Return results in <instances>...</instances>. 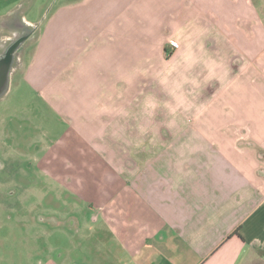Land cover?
I'll return each instance as SVG.
<instances>
[{
    "label": "rangeland",
    "instance_id": "obj_1",
    "mask_svg": "<svg viewBox=\"0 0 264 264\" xmlns=\"http://www.w3.org/2000/svg\"><path fill=\"white\" fill-rule=\"evenodd\" d=\"M130 2L0 0V51L14 34H24L16 39L24 37L16 48L7 91L0 95V264L76 262L80 240L91 250L94 235L108 232L106 225L94 219L113 173L107 152L123 166L141 162L145 157L141 153L206 150L203 140L191 143L189 139L204 135L207 121L230 115L219 108L224 106L220 93L225 91V79L264 76V48L252 47V41L264 42V0H223L227 3L223 12L216 8L205 12L199 8L205 1L197 0L200 11L193 18L197 29L193 44L178 38L184 28L174 33L166 24L159 25L163 16L145 26L139 9L125 8ZM220 2L213 0V5ZM159 4L153 0L148 10H159ZM105 16L110 21L87 41L100 43L101 56L113 55L124 63L121 75L127 83L118 82L121 91H115L114 103L104 96L100 105L110 102L113 108L135 110V117L140 115L139 106L148 109L147 141L135 130L112 138L107 127L101 128L106 134L98 144L88 134L90 129L72 120L76 113L65 111L71 101L59 90L78 65L65 64L63 47L60 42L55 47L52 38L63 35L66 43L80 40V26L96 27ZM13 19L16 31L8 25ZM3 34L7 35L4 40ZM174 37L179 45L173 48L169 40ZM237 38H244V47L232 46ZM76 91L72 95L79 106L84 103L83 92ZM88 113H79L80 119H89ZM119 115L131 126L133 112L127 118ZM101 118L112 117L104 113ZM172 123L178 125L173 128ZM240 128H233L236 136L242 135ZM60 254L63 259L57 257Z\"/></svg>",
    "mask_w": 264,
    "mask_h": 264
},
{
    "label": "crops",
    "instance_id": "obj_2",
    "mask_svg": "<svg viewBox=\"0 0 264 264\" xmlns=\"http://www.w3.org/2000/svg\"><path fill=\"white\" fill-rule=\"evenodd\" d=\"M130 1L125 8L135 6L136 12L139 9L137 13L143 17L145 26L157 23L155 18L163 16L159 25L166 24L174 33L184 28L177 36L188 38L192 44L193 32L197 30L193 18L200 11L197 8L223 12L226 3L221 0L216 7L213 0H204V5L199 6L197 0H159L160 9L150 12L148 6L153 0ZM112 3L115 14L116 1ZM109 21L105 16L96 27L79 25L81 38L75 42H64L67 39L63 35L52 38L55 47L58 42L63 47L65 64L78 65L59 90L62 97L71 101L64 110L76 113L72 120L90 129L88 134L98 144L106 134L101 128L107 127L112 138L135 130L147 141L149 125L144 124L148 121L145 120L148 109L139 106L140 115L135 117V110L113 108L110 104L116 99L115 91H121L118 82L127 83L126 76L121 75L124 63L113 55L101 56L100 43L87 41L94 39L101 25ZM10 22L8 25L16 31V20ZM185 22L188 24L184 25ZM209 25L205 23V28H210ZM6 36L3 34L1 39ZM175 39L170 40L178 46ZM234 41L232 46L244 47V38ZM255 46L264 48V42L252 41V47ZM254 69L260 72V68ZM248 77L225 79V91L220 93L224 106L219 108H225L230 115L207 121L204 135L190 137L191 143L203 140L208 145L206 150L157 152L148 156L141 153L145 155L141 162L130 165L125 162L123 166L113 160L114 154L107 152L113 173L109 176L106 199L98 205L94 219L106 225L108 232L94 235L91 250L89 244L84 248V241L80 240L77 261L68 264H264V82L260 80L264 76ZM74 91L83 92L79 94L82 105L76 106ZM85 93L89 98L85 99ZM104 96H109L110 102L102 107ZM82 112H89V119H80ZM119 112L126 114V118L133 112L131 126L124 124ZM104 113L112 118L103 120ZM176 124L171 126L174 128ZM245 124L249 129L244 128ZM235 127H243L242 135L234 134ZM95 128H99L96 133ZM57 257L63 259L62 254Z\"/></svg>",
    "mask_w": 264,
    "mask_h": 264
},
{
    "label": "water",
    "instance_id": "obj_3",
    "mask_svg": "<svg viewBox=\"0 0 264 264\" xmlns=\"http://www.w3.org/2000/svg\"><path fill=\"white\" fill-rule=\"evenodd\" d=\"M24 40V37L22 39H19L16 41V44L11 46L7 52L4 54V56H0L1 64H4V67H1L2 70V76L4 79V82L2 85H0V95H2L7 90V78L10 68L12 67L13 63V56H14V50L18 48V44ZM3 61V62H2ZM2 64V65H3Z\"/></svg>",
    "mask_w": 264,
    "mask_h": 264
},
{
    "label": "flooded vegetation",
    "instance_id": "obj_4",
    "mask_svg": "<svg viewBox=\"0 0 264 264\" xmlns=\"http://www.w3.org/2000/svg\"><path fill=\"white\" fill-rule=\"evenodd\" d=\"M24 35V34H23ZM22 34L20 36H23ZM18 36V37H20ZM16 37V34L13 35V37L11 39H9L6 44H5V47L0 51V56H4V54L7 52V50L13 46L14 44H16V39L18 38ZM15 53H16V49L14 50V56H13V62H14V57H15ZM3 62V61H2ZM3 64V63H2ZM1 64V61H0V85L3 84L4 82V79H3V76H2V70H1V67L3 68L4 67V64L2 65ZM12 67H13V63H12ZM12 67L10 68L9 70V73H8V78H7V88H8V85H9V80H10V73H11V70H12Z\"/></svg>",
    "mask_w": 264,
    "mask_h": 264
},
{
    "label": "built area",
    "instance_id": "obj_5",
    "mask_svg": "<svg viewBox=\"0 0 264 264\" xmlns=\"http://www.w3.org/2000/svg\"><path fill=\"white\" fill-rule=\"evenodd\" d=\"M170 44L173 46V47H176L177 46V43L173 40H169Z\"/></svg>",
    "mask_w": 264,
    "mask_h": 264
},
{
    "label": "bare ground",
    "instance_id": "obj_6",
    "mask_svg": "<svg viewBox=\"0 0 264 264\" xmlns=\"http://www.w3.org/2000/svg\"><path fill=\"white\" fill-rule=\"evenodd\" d=\"M19 22H21V21H19ZM23 23V22H22ZM27 24V23H26ZM24 25V24H23Z\"/></svg>",
    "mask_w": 264,
    "mask_h": 264
}]
</instances>
